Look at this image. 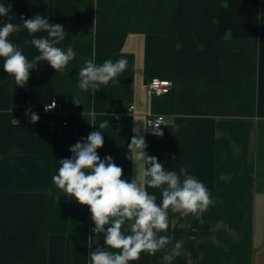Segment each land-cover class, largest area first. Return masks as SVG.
<instances>
[{"label":"crops","instance_id":"1","mask_svg":"<svg viewBox=\"0 0 264 264\" xmlns=\"http://www.w3.org/2000/svg\"><path fill=\"white\" fill-rule=\"evenodd\" d=\"M0 4L8 9L0 27L15 25L9 39L30 60L38 51L25 45L32 36L22 17L63 25L67 35L57 46L76 52L64 72L40 62L24 87L0 58V264H89V251L103 246L88 207L52 183L70 146L103 122L98 155H110L123 178L137 175L128 145L143 136L149 155L168 170L186 168L216 201L203 223L170 214L166 234L182 245L172 264H264V0ZM93 57L98 65L126 59L128 66L117 82L85 93L77 75ZM152 78L169 79L171 91L148 97ZM52 99L60 109L44 112ZM150 114L164 116L162 136L147 128ZM147 191L159 202V190ZM163 255L142 253L129 264H163Z\"/></svg>","mask_w":264,"mask_h":264},{"label":"clouds","instance_id":"2","mask_svg":"<svg viewBox=\"0 0 264 264\" xmlns=\"http://www.w3.org/2000/svg\"><path fill=\"white\" fill-rule=\"evenodd\" d=\"M7 14L8 9L0 4V17ZM22 19L23 27L32 36L25 45L31 44L38 51L31 60L9 39L16 30L15 25L4 23L0 27L3 70L18 87L26 86L30 71L36 69L40 62L47 61L58 73L64 72L76 58L71 46L66 50L57 46L67 35L63 25L50 23L42 15ZM39 32L47 35L37 37L35 34ZM127 66L126 59H106L100 65L95 62V57L88 59L78 71V88L90 93L101 85L117 82ZM75 103L80 104L76 97ZM44 107L48 111L56 104L53 101ZM38 121L39 116L32 112L31 122ZM160 125L156 124L151 134L162 136ZM106 126L107 122L100 123V131H92L86 139L82 138L70 146L72 156L58 161L59 167L52 176V183L67 199L88 207L95 225L93 234L97 237L102 234L103 246L97 245L89 251V264H129L139 261L142 253L154 256L161 251L164 252L163 264H172L173 259L180 255L182 245L180 242L173 245V238L166 234L170 214L194 215L203 223L201 214L216 201L207 187L194 175L188 174L186 168L181 167L179 173L168 170L156 156L149 155L143 136L134 135L128 145V151L133 152L129 159L135 162L137 175L132 180L123 178L122 167L110 155L103 159L98 155V149L104 145L101 129ZM147 188L160 191L159 202ZM169 245H172L170 249Z\"/></svg>","mask_w":264,"mask_h":264},{"label":"built area","instance_id":"3","mask_svg":"<svg viewBox=\"0 0 264 264\" xmlns=\"http://www.w3.org/2000/svg\"><path fill=\"white\" fill-rule=\"evenodd\" d=\"M171 88H172V82L169 79L152 78L147 83L146 91H147L148 97H155V96H161V95L169 93L171 91ZM53 101L55 102L56 107L48 111H45V107H44L43 109L44 112H54L60 109V103L57 99H52L50 103L48 104H51ZM133 109H134V106L129 107V111H132ZM163 122H164L163 115H151L150 114L148 115L146 119V126L148 129L153 130L156 127V124L162 125Z\"/></svg>","mask_w":264,"mask_h":264}]
</instances>
